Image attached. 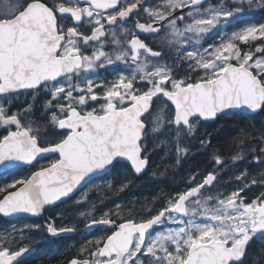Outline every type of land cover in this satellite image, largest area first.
Returning <instances> with one entry per match:
<instances>
[{"label": "snow or ice", "instance_id": "snow-or-ice-1", "mask_svg": "<svg viewBox=\"0 0 264 264\" xmlns=\"http://www.w3.org/2000/svg\"><path fill=\"white\" fill-rule=\"evenodd\" d=\"M203 3L164 0L149 8L143 0H11L7 11H0V127L7 133L0 137V170L35 167L44 154L58 156L27 178L0 187V215L39 216L46 205L70 198L86 178L124 161L135 174L142 173L149 164L144 143L149 134L164 137L156 147L167 149L165 154L171 152L179 164L190 151L182 144L196 139L201 148L211 145L208 133L198 134L202 122L231 110L264 113V24L222 31L243 15L264 9V0H219L207 7ZM184 8L189 10L175 15ZM141 11L149 22L137 19L133 28L123 26ZM161 31L160 45L171 54V63L136 34L159 36ZM210 32L219 38L204 47ZM118 63L131 71L112 80L98 77V69ZM137 81L146 87L137 88ZM21 90L50 94L47 128L22 122V113L32 112L31 104L21 112L5 106ZM90 102L97 106L89 108ZM243 147L241 141L233 162L244 158ZM214 159L222 163L219 156ZM191 180L195 186L167 198L155 215L139 222L127 219L117 225L108 218L113 213L93 219L86 227L103 224L116 230L89 241L80 249L86 258L70 264H247L250 242L264 241V194L246 202L242 193L247 184L226 196L205 194L206 186L218 183L212 172ZM80 216L87 218L88 213ZM166 223L175 226L163 227ZM40 227L13 225L11 233H0V264H20L29 247L13 249L12 242ZM45 231L55 237L75 229L58 228L50 220ZM252 259L264 264V249Z\"/></svg>", "mask_w": 264, "mask_h": 264}, {"label": "flooded vegetation", "instance_id": "flooded-vegetation-1", "mask_svg": "<svg viewBox=\"0 0 264 264\" xmlns=\"http://www.w3.org/2000/svg\"><path fill=\"white\" fill-rule=\"evenodd\" d=\"M129 2H133V0H129ZM10 3L11 0H0V11H7ZM143 6L145 7L144 4ZM182 13L179 14L181 15ZM137 19H139V21L142 23L149 22L147 16H144V12L141 11L138 16H130L123 26L131 29L134 27ZM85 34L90 33L86 31ZM117 34L120 35L119 28H117ZM136 34L140 35V38L143 39L149 45V47H152L153 49L156 47L154 46L155 43H153L152 40L153 36L155 35L141 34L139 32H137ZM120 38L122 40L124 39L123 36H120ZM110 50L111 49L108 47L105 48V51ZM119 69L120 68L118 67V65H112L107 66L104 69H98V77L100 79L109 80L113 72H116ZM9 99L11 101V104H6L5 106L10 107L11 112H21V110L26 108L29 104L32 105V112L29 115L24 116L22 113V122H34V127L36 125H40L43 128L48 127V110L46 108V103L47 101L52 99L49 93L44 90L38 92H33L32 90H21L19 94L10 96ZM60 102L63 103L64 101L61 100ZM37 104L40 105L37 106ZM55 104L56 101L53 100V105ZM12 130L15 129L13 128ZM6 134L7 133L5 129L3 127H0V137ZM57 158L58 156L54 154L40 160L35 167L21 166L15 168L12 171L6 173L4 172L0 174V181L6 183L7 181H12L15 179L27 178L28 176H30L31 172L38 170V168L41 166H47ZM126 164L127 162H122L120 164H117L116 166L122 165L123 167H125ZM115 167L103 176L94 179L77 194L71 196L70 198H67L66 200L58 202L55 205L46 207L39 216L24 215L16 216L14 218H7L3 215H0V233H4L5 235L12 232L13 225H15L17 229L22 228L24 225L41 226L38 230H26L24 233L26 237L25 239H16L12 242L11 247L13 249H18L19 247L23 246L29 247V252L24 254L23 257L19 259L20 264H70V261L72 259H84L86 257L80 252V249L82 247L88 246L89 241H93L110 235L112 231L116 230L114 226L103 224L86 227V225L91 224V221L93 219L100 220L104 218L105 213H113L108 218L115 220L117 225L119 223L125 222L127 219H132L139 222L142 219L148 218L149 215H155L158 210L161 209L159 205L153 212L149 213V211L138 210V208H140L139 206L131 205V207L133 208L129 210L126 201L128 198H133L132 196L109 197L107 195L94 196L89 194L87 196L85 195V193L83 194V192L87 191L94 183H100L102 181L110 183V180L108 178L115 170ZM201 168L202 167L191 172L193 176H196L198 181L203 176H206L208 174L205 173V171H202ZM215 174L217 175V173ZM121 178H119V180L116 182L122 185L126 184L127 180ZM215 183L216 182H214V184ZM190 185L195 186L193 182ZM206 189L207 190H202V192L208 191L209 188H207L206 186ZM2 195H0V197H2ZM85 196L86 199H84ZM79 198L81 199L80 201L78 200ZM159 198L164 199L162 195L158 194L147 196L146 198L144 197V199H152L153 202L160 201L158 200ZM124 202L125 204L122 206L121 204H123ZM117 205L120 206L119 209H117ZM117 211L119 212L118 216L114 214ZM82 212L88 213V217H81L80 213ZM50 220L54 221L58 228L72 227L75 229V231L60 233L55 237L50 236L45 231V225ZM168 226L170 227V225ZM158 229L159 228H157V231ZM14 235L18 236L19 233H15ZM262 245L264 246V241L254 238L249 245V251L252 248H257Z\"/></svg>", "mask_w": 264, "mask_h": 264}, {"label": "rangeland", "instance_id": "rangeland-1", "mask_svg": "<svg viewBox=\"0 0 264 264\" xmlns=\"http://www.w3.org/2000/svg\"><path fill=\"white\" fill-rule=\"evenodd\" d=\"M163 2H164V0H143V4L145 5V7H149V8H156L157 6L162 5ZM218 2H219V0H208L207 2H205L203 4V7H207L208 4L216 5ZM258 10H262V9H258ZM187 11H185L183 13H186ZM263 11H264V9H263ZM178 15H180V14H177V16ZM144 16H146L145 13H144ZM246 16H247V14L243 15L240 19H238L234 23L230 24L227 27V29H223L222 31L226 30L227 32L231 33L233 31H238L245 26H250V25L258 26L260 24H264V20H263L262 22L261 21L260 22H257V21L256 22H245L242 25L238 26L237 25L238 21L244 19ZM185 19L187 20L186 16H185ZM182 26L183 25H181V27ZM215 31L216 30H213V32H215ZM163 35H164V32L162 31L159 34V36H153L152 40H153V43H155L154 46H156L153 50L154 51H161L162 55L165 56L164 62L171 63V59H172L171 54L168 53L166 50H164L160 45V39L163 37ZM218 38H219V34L213 35V33L210 32L208 34V36L205 37V39L202 41V44L204 47H207L209 44H213V43L217 42ZM242 48H244L243 45H242ZM189 50H191V49H189ZM245 50H246V48H245ZM117 65L120 69L117 70L116 72H113V74L111 75V78L109 80H112L117 73H123V74L127 75L131 71V69L126 64L118 63ZM181 67H185V66L181 65ZM184 74L185 73L183 71L179 72V76H181V77H183ZM192 75H193V77H195L196 74L193 73ZM136 87L140 88V89H144L146 86L143 83H140L139 81H137ZM74 95H75V93H74ZM99 103H103V100L99 101ZM96 106H97L96 102H90V104H89V108L96 107ZM234 114H237V113H234ZM232 118H240V116L239 117L236 116V117H232ZM219 121L202 122V125L198 129V134L202 137L204 135V133L206 132L209 134L208 138L210 139V137L213 136L212 134L215 132L216 127H218L220 124H222V121H220V122ZM231 123H235V122H231ZM147 136H148V140L150 141V143L148 144V141H146V142L144 141V143L147 146L148 157L150 158V162H151L148 173L154 174L156 169H157L158 162L160 161V159L163 160L164 158H166L169 161L170 160L174 161V166L183 171V175H184L185 180L182 181L181 184H179V186L177 188H173L170 191L167 190V192L166 191L161 192V195L164 199H167V198H170L171 196H174L177 192L185 191L190 186V184L192 183L191 177H193V175L191 174V172H193L194 170H196L200 167L207 168L205 170L203 169L205 171V173H209V172L214 173L215 172L218 175V180H217L218 183L216 182L212 188H209L208 191L205 192V194H209V193L214 194L216 192H222L226 196V195H229L232 191H237L239 188L243 187L245 184H247L249 186L248 188L245 189V192L242 193V195H244L246 202H250L251 200H254L257 197H260L262 194H264V183L260 182L261 174H264V153H261V151H260L261 148H264V142L261 141V137L264 136L263 133L259 137H257L256 140H250L249 139L248 141H244L245 143L243 144L244 145L243 152L245 153V156L247 158H245V156H244L243 159L237 160L235 162L232 161V157L237 155L241 151L240 145L236 146V144H235L231 147V149H226V150L225 149L222 150L221 147H219V146H217V147L216 146H214V147L209 146V147L201 148L199 146L198 140L193 139L192 140V143H194L193 146L194 145H196V146L189 148L190 149L189 154L186 157L182 158L179 164L176 163L174 155L171 154V152H169V154H167V155L165 154L167 151V149H165V148H163V151H162L163 156L161 154L157 155L158 153L155 154V148H162V147H156V144L159 142L160 139H163L164 137L153 136L151 134H149ZM49 139H51V136L49 137ZM181 146L182 147H188L190 145H188V146L181 145ZM169 147H171V145H169ZM252 148L256 149L255 153H253L251 151ZM216 156L220 157V159L222 161L221 164L216 163V161L214 159V157H216ZM254 157H259L260 158L259 161L256 160ZM193 161L197 162L193 166V167H195L194 169L189 168V163L193 162ZM199 163H201V164H199ZM245 163L251 165V169H250L251 171L249 173L250 175H246L242 179H237V177H240L242 173H245L243 171V169L245 167ZM240 166H242V167H240ZM132 173L136 178L139 177L133 171H132ZM130 176H132V175H130ZM128 177H129V175H128ZM256 177L258 178L257 183L252 184V180L256 179ZM12 181H7L4 185H1L0 187H4L5 185L11 183ZM130 182L133 183V180L132 181L130 180ZM103 184L108 188L105 187L103 190V187H100ZM260 184H262L261 187L259 186ZM109 185H111V183H108L105 181H102L100 183L99 182L94 183L87 191L83 192V194L85 193V195L88 196L90 193L91 195L95 196L97 194H95L94 192L98 191L99 187L101 188L102 191H104V192H102L103 194H114L116 189L119 188L116 185L111 186V187H109ZM262 187H263V190H261ZM157 194H159V193H157ZM114 195H119V194H114ZM114 195H107V196L110 197V196H114ZM144 196H148V194L146 192L144 194H137L135 196L132 194L133 198H131V202L127 203L129 210L133 208V207H131V205H133V206H139L140 208H138V210H140V211L151 210L150 212H153L156 209V207L160 205L159 204L160 201H155V202L150 203V204L142 202L145 200ZM78 200L80 201L81 199L79 198ZM134 200H136V201H134ZM158 200H161V199L159 198ZM124 204H125V202L121 205L123 206ZM168 225H170V227L175 226V225L172 226V224H165L164 226L169 227ZM159 230H161V228H159L158 231Z\"/></svg>", "mask_w": 264, "mask_h": 264}, {"label": "trees", "instance_id": "trees-1", "mask_svg": "<svg viewBox=\"0 0 264 264\" xmlns=\"http://www.w3.org/2000/svg\"><path fill=\"white\" fill-rule=\"evenodd\" d=\"M263 20H264L263 9L262 10L255 9L252 12L247 13V16L244 19L239 20L237 25L240 26L245 22H256V21L262 22ZM38 105L40 104H37V106ZM49 114L50 113L48 111V117H49ZM236 116L237 117L240 116V118H232ZM219 120L222 121V124L216 127L215 132L213 131L214 132L212 134L213 136L210 137V140H211L210 147L219 146L221 147L222 150L231 149V147L235 144L236 146L240 145L241 141H243V144H244L245 143L244 141H248L249 139L256 140L257 137H259L262 133L264 134V113H257V114L238 113V114H232V115L219 117L216 121H219ZM231 122H235V123H231ZM144 141L145 142L148 141V144L150 143V141L148 140V136L145 137ZM193 144L194 143H192L191 141L189 144H182V145H185V146L190 145L188 146V148H190V147L196 146V145L193 146ZM162 151H163V148H155V154L158 153L157 155H160V154L162 155ZM245 158L247 157L245 156ZM159 162H158L157 169L154 174H150L148 173L149 172L148 171L144 175H141L137 178L133 175L132 170L129 165L126 164L125 167H123L122 165H118L115 167V170L111 173L108 179L110 180L111 186L116 185L117 187H119L116 189L114 193V194H119V195L103 194L102 192L104 191H102L100 187H103V190H104V188L106 187L104 184L101 185L98 188L99 190L95 191L94 193L97 195L102 194V195H114V196H132L133 194L135 196L137 194H144L146 192L148 196H152L155 194L157 195V193H159L158 195H161V192H164V191L167 192V190L170 191L173 188H177L179 184H181V182L185 180L183 171L174 166V161H171V160L169 161L166 158H164L163 160L160 159ZM196 163H197L196 161L190 162L189 168L194 169L195 167L193 166ZM203 169L205 170L207 168L202 167L201 170L204 171ZM250 169H251V165L245 163V167L243 171L247 173V175H250L249 174L251 171ZM127 174L129 175V177ZM121 177L124 179L126 178V180L128 179L126 182V184H128V187H126L123 191L118 190L123 185L116 182ZM257 179L258 178L256 177V180ZM130 180L131 181L133 180V183L130 182ZM4 184L5 182L3 183V181H0V186ZM261 185L262 184H260L259 186L261 187ZM261 190H263V187ZM2 194L3 193H0V195ZM144 197L146 198L147 196H144ZM126 202L127 203L131 202V198H128ZM142 202L150 204V203H153V200L145 199ZM159 204H160V207H164L166 205V199L164 200L161 199ZM262 249H264L263 245L257 248L250 249L249 251L250 255H249L247 264H254L252 257H259Z\"/></svg>", "mask_w": 264, "mask_h": 264}, {"label": "water", "instance_id": "water-1", "mask_svg": "<svg viewBox=\"0 0 264 264\" xmlns=\"http://www.w3.org/2000/svg\"><path fill=\"white\" fill-rule=\"evenodd\" d=\"M206 1H208V0H204V3L206 2ZM187 10H189L188 8H184V9H178L177 11H176V13H175V15H177V14H179V13H182V12H185V11H187ZM146 43V42H145ZM232 113H243V114H257V113H251V112H248V111H242V110H231V111H229V113L228 114H232ZM228 114H226V115H228ZM221 116H223V115H221ZM220 117V116H219ZM208 122H210V121H208ZM147 124V123H146ZM51 155H54V154H44V158H46V157H49V156H51ZM43 158H38V160L40 161V160H42ZM149 159V158H148ZM124 162H126V161H124ZM149 164H150V161H149ZM149 164H148V166L146 167V169L142 172V173H140V174H136V175H138V176H140V175H142L143 173H145L146 171H147V169H148V167H149ZM21 166H25V165H21ZM21 166H19V167H21ZM2 173H4L3 172V170H0V174H2ZM106 174V173H105ZM214 174V173H213ZM104 174H96V175H94L92 178H90V179H87L86 178V181L85 182H82V184L78 187V189L77 190H75L74 191V193H72L71 195H70V197L71 196H73V195H75V194H77L80 190H82L86 185H88L90 182H92L94 179H96V178H99V177H101V176H103ZM11 191V190H10ZM68 197H66V198H62V200L61 201H63V200H66ZM58 202H60V201H57V202H55L54 204H52V205H55V204H57ZM52 205H46L45 206V208L46 207H48V206H52ZM24 215H29V216H32L31 214H24V213H21V214H17L16 216H24ZM16 216H14V217H16ZM14 217H7V218H14ZM252 242V241H251ZM250 242V243H251ZM23 257V256H22ZM21 257V258H22ZM20 259V258H19Z\"/></svg>", "mask_w": 264, "mask_h": 264}]
</instances>
